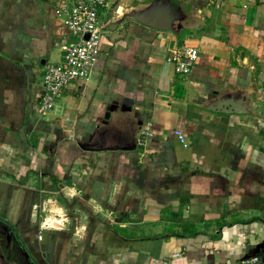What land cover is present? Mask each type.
<instances>
[{"label": "crops", "instance_id": "1", "mask_svg": "<svg viewBox=\"0 0 264 264\" xmlns=\"http://www.w3.org/2000/svg\"><path fill=\"white\" fill-rule=\"evenodd\" d=\"M72 1L0 0V264H264V0H109L89 77L39 116Z\"/></svg>", "mask_w": 264, "mask_h": 264}, {"label": "built area", "instance_id": "2", "mask_svg": "<svg viewBox=\"0 0 264 264\" xmlns=\"http://www.w3.org/2000/svg\"><path fill=\"white\" fill-rule=\"evenodd\" d=\"M108 1L73 0L70 4L64 2L55 7L56 17L69 29L73 38L62 44V59L57 63L51 62L45 66L43 92L37 103V112L40 116L47 114L69 83L78 79L87 80L89 77L91 68L97 59L101 36L99 11L107 5ZM197 56L196 48L185 46L170 50L166 61L173 64L175 73L186 76L190 73ZM174 134L183 147L188 146L183 132L175 129ZM150 135V132L142 131L138 143L145 145ZM53 221L51 217L46 216L40 223V229L50 227ZM241 264H260V259L258 256L252 255Z\"/></svg>", "mask_w": 264, "mask_h": 264}, {"label": "water", "instance_id": "3", "mask_svg": "<svg viewBox=\"0 0 264 264\" xmlns=\"http://www.w3.org/2000/svg\"><path fill=\"white\" fill-rule=\"evenodd\" d=\"M135 18L140 20L142 23H144L146 25H149V26H152V27H155V28L163 29V28H167V25H168L166 23L167 19H159L160 21H157V19H153L152 17L146 16V15H143V14L140 15L138 13H135ZM234 110L238 111L235 107H234Z\"/></svg>", "mask_w": 264, "mask_h": 264}, {"label": "rangeland", "instance_id": "4", "mask_svg": "<svg viewBox=\"0 0 264 264\" xmlns=\"http://www.w3.org/2000/svg\"><path fill=\"white\" fill-rule=\"evenodd\" d=\"M102 12L99 13V16H101ZM39 115V114H38ZM40 116V115H39Z\"/></svg>", "mask_w": 264, "mask_h": 264}]
</instances>
